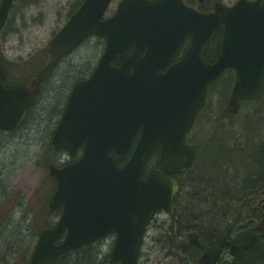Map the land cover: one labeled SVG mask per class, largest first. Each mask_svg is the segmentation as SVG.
Instances as JSON below:
<instances>
[{
	"label": "water",
	"instance_id": "obj_1",
	"mask_svg": "<svg viewBox=\"0 0 264 264\" xmlns=\"http://www.w3.org/2000/svg\"><path fill=\"white\" fill-rule=\"evenodd\" d=\"M110 1L83 0L49 40L50 60L37 72L33 88L3 82L6 71L0 60V129L12 130L24 119L40 81L65 54L91 34L105 39L92 74L74 84L50 140L54 149L69 154L84 145L77 160L50 166L56 188L49 207L61 204L62 212L54 227L41 230L32 264H51L109 231L116 233L111 260L136 264L139 238L151 213L172 211L179 185L170 174L189 167L196 155L185 134L207 94L227 71L235 76L228 98L231 111L241 102L258 100L264 91V0L232 5L216 1L207 12L183 0H119L112 15L104 18ZM12 2L0 0V29ZM219 27V52L207 62L202 49ZM187 34L190 44L183 57L162 71ZM138 129L130 157L118 165L111 152L124 153ZM153 146L159 148L162 169H151L143 177ZM63 229L64 238L56 244ZM250 235L243 233L231 245L230 264H252L264 255V242L253 246L251 239L257 235ZM189 243L198 244L196 234L189 235ZM225 244L222 233L197 264H214Z\"/></svg>",
	"mask_w": 264,
	"mask_h": 264
},
{
	"label": "rangeland",
	"instance_id": "obj_2",
	"mask_svg": "<svg viewBox=\"0 0 264 264\" xmlns=\"http://www.w3.org/2000/svg\"><path fill=\"white\" fill-rule=\"evenodd\" d=\"M117 1H112L107 14L113 12ZM186 1L195 7L205 8L216 0H205L203 3L197 0ZM219 1L232 4L236 0ZM78 2L77 0H36L25 7L21 2H17L16 6L11 9L0 33V49L3 56L8 59L24 60L38 52L48 42L52 31L58 29L67 19L71 5L78 4ZM102 50L103 40L92 36L63 58L47 79L28 119L21 128L10 134L0 133V212L2 213L0 216V264H26V260L32 253L37 239V226H41L40 223L43 222V220L36 221L35 211L42 206L43 202L46 204L49 196L46 187L50 179H48L47 167L42 163L45 157L42 149L45 138L55 121L49 114L50 109L60 96L66 95L74 74L79 70H85L84 64L88 61L90 66L94 65ZM34 58L37 59L38 56ZM228 92V86L218 87L210 97V103L196 127L197 133L202 137L199 146V154L202 153V155L198 157L201 167L208 165L210 167L212 162L217 161L213 153L218 144L221 145H219L220 152L227 161L234 157L231 149L237 145L242 144L241 147L246 148L248 154L252 155L254 151L252 145L243 143L245 131L248 132L252 123H249L248 130H245L242 119L248 112L249 116H253L256 120L258 116L261 117L259 119L261 124L264 121V99L256 107L247 106L235 115H226L219 119L222 115V98L226 97ZM260 124L259 128L257 126L253 130L255 131L254 136L250 137L249 141L253 144H257L258 132L262 133L261 130L264 129V123ZM210 137H212L211 140ZM77 156L76 152L71 158H77ZM197 164L196 159L190 170L179 176L181 181L185 182V186L176 196L177 203L187 197L191 191L189 199L197 202L199 196L194 195L193 192L196 193L203 188L195 184V175L198 173ZM242 178L238 177L235 183H241ZM42 186L44 189L38 191ZM236 190L234 188V191ZM204 207L203 205L202 208ZM176 208H178L177 204ZM179 211L181 215L184 213L182 206L179 207ZM56 217V212L49 214L51 222ZM167 217L164 212L158 213L154 217L156 220L146 228L141 244L139 264H188L172 252L174 249L170 247L165 238L166 231L170 229L167 225V220H169ZM186 217L182 215L179 226L184 227L183 218ZM47 219L45 218V221ZM114 237L113 233H109L93 244L92 251L96 254L93 264H111L109 259Z\"/></svg>",
	"mask_w": 264,
	"mask_h": 264
},
{
	"label": "trees",
	"instance_id": "obj_3",
	"mask_svg": "<svg viewBox=\"0 0 264 264\" xmlns=\"http://www.w3.org/2000/svg\"><path fill=\"white\" fill-rule=\"evenodd\" d=\"M77 1H79L78 4L75 3L71 5L70 13L74 11L75 7H77V5H79L82 0H77ZM17 2H21L23 4V7H25L27 6L28 3L36 2V0H14L13 8L16 6ZM55 31L56 30H53L52 34ZM220 37H221L220 29L216 30L212 34V36L206 43L204 51H203V55L205 58L211 59L217 54L219 50ZM35 56H38V58L35 59L34 58ZM1 59L7 71L6 82H21L26 85L33 84L34 79H35V73L49 59L48 47L45 44L44 46L41 47V49L38 52L33 53V55H31L30 57L24 60L23 59H19V60L8 59L4 57L3 54L1 56ZM89 63L90 62L88 61L84 64L87 71H89V69L91 68ZM81 72L82 71L80 70L76 72V74H74V77L80 76ZM85 72L86 71H84L83 74H85ZM232 82H233L232 73H227L225 77L221 80L220 86L221 85L226 86V87L228 86V89H230ZM60 98H58L55 105L52 106V108L50 109L51 113L48 112L50 116H52V118L55 119V122L57 121L63 109L64 96L62 95L60 96ZM257 105H254V104L245 105L244 107L245 108L247 106L256 107ZM33 107L29 108L28 110L29 113ZM221 112H222V115L219 119L226 117V115L232 116V114L228 111V108L226 106L225 96L222 98V111ZM260 118L261 117L258 116V119H257L258 122L256 118H252L251 120H249V122H251L253 126L249 129L250 131L249 130L248 132L245 131V135H244L245 140H243L244 141L243 143L245 145L247 144L252 145L254 148V151H252V155L248 154L247 149L242 148L241 147L242 144H240V146L237 145L234 147V149H231L232 156L234 157H232V159H228L227 161L225 157L221 154L220 152L221 150L219 148L220 144H218L217 149L215 150V153H213V156H215V159L217 161L212 162L210 167H208L209 165L201 167L198 163L197 165L198 173L195 175L194 180L196 182L195 181L194 182L195 184L199 186H203V188H200L199 191H197L196 193H193L194 195L197 194V196H199L197 197V202L193 200V202L190 203L188 207L182 206L184 209V213L182 214L183 216L186 215L187 217H191L192 215L191 211L193 210L199 211V212H196L197 214L195 215V218L197 219H194L196 222H198V224L192 226V228L190 229L196 231L197 233L202 232L205 234H207L206 231H210V232L213 231L214 228H209L205 230V227H207L206 225L212 222L210 220H212V217H214L215 210L211 212L209 208L208 210L209 212H208L207 211L208 208L206 209L202 208L203 205H207V207H209L212 199H216V201L219 200L223 204L220 207L216 208V212L218 213V214L216 213V216L220 214L221 216L223 215L227 218H233L235 220H240V224L244 223L246 216L253 217V215L256 214L257 216L258 214L257 217L259 219L260 217H262L260 216L259 208L257 212L256 202L254 200V194H252L253 191H251L249 188V183L245 181L244 178H242L241 183H237V184L235 183L238 177L241 176L239 174H242L243 172H246V171L247 172L250 171V173L251 171L252 172L254 171V166H253L254 162H256L255 164H258V171L254 172L251 176H249L250 181L256 180L258 178V182H264V129L261 130L262 133L261 132L258 133V142H256L257 144H253L251 141H249L250 137H253L255 134V131L253 130H255L257 126L259 128ZM263 123L264 121H262L261 124ZM151 151L149 153L150 155L154 152V151L152 152ZM130 152H131V148H128L123 155L117 156L118 162L120 163L125 162ZM150 155L148 159L150 158ZM43 156H45L42 159V163L44 165H47L48 163H56L60 157L59 153H56L54 151L52 152L50 148L44 149ZM199 158H198V161H199ZM148 163L146 164L148 165ZM234 188L237 190L234 191ZM43 189L44 187L42 186L41 189H38V191L43 190ZM242 193L243 194L247 193V195L249 194L248 195L249 197L246 200L247 211L244 213V216H242V219H241L240 213L238 212L239 209L236 207H237V204L240 203V201L242 200V197H243L241 195ZM261 194L264 196V187L258 190V198L260 197L259 195ZM190 195L191 193H189V196ZM44 203L45 202L42 203V206L39 209H40V214L45 218L47 215L44 211V208H46V206H44ZM1 214L2 213L0 212V216ZM262 214L264 215V205L262 208ZM223 223L226 225V227L229 226L227 224L228 219L227 221L221 222L219 224L224 225ZM190 224H194V223L192 221H189L185 223V226H188ZM215 230L216 228L214 229V231ZM213 234L214 233H212V235ZM165 238H167L170 247L173 248L174 251L180 248V244L176 241L175 236L173 234L172 226L169 231L167 230L165 234ZM199 253H200L199 249L194 247L192 252H189L186 255V257L184 258L181 257V258L185 259L186 261L194 262ZM179 254H182V252H179ZM95 256L96 254H94V251H92V245H86L82 248L76 249L75 251H71V252H68L62 255L54 262V264H93L95 260ZM256 264H264V257L259 259L258 263Z\"/></svg>",
	"mask_w": 264,
	"mask_h": 264
},
{
	"label": "bare ground",
	"instance_id": "obj_4",
	"mask_svg": "<svg viewBox=\"0 0 264 264\" xmlns=\"http://www.w3.org/2000/svg\"><path fill=\"white\" fill-rule=\"evenodd\" d=\"M258 122V121H257ZM251 126H253V124H251ZM259 133V132H258ZM257 136V135H256ZM256 162L253 163V166H254V171L250 173L249 172H243L242 174L244 176H242V174H239L241 175L240 177H243L245 179V181H247L249 183V188L252 192V194H254V199H258V201H264V196L261 194L259 195L260 197L258 198V190L259 189H262L264 187V182H258V178L256 180H252L250 181V177L254 172L258 171V164H255ZM257 167V169H256ZM195 193V192H193ZM191 194H192V191H191ZM243 197H242V200L240 201V203L237 204V207L239 209V213H240V218L242 219V215L247 211V203H246V200L247 198L249 197L247 195V193H242L241 194ZM189 195H187V197H185L183 200L180 201L181 205L184 206V207H188V205H190V203L193 202V200L189 199ZM220 202V203H219ZM215 204V205H214ZM246 204V205H245ZM221 205H223L221 203V201L217 200L216 199H212L211 200V204L209 205V207H207V205H204L205 207L203 209H207V211L209 210L210 208V211L212 212L213 210H215V213H214V217H212V221L211 223H209L208 225H206L207 227H205V230L206 229H209V228H216V232L213 231L210 232V231H206L207 234L205 233H202V232H199L198 233V244H197V249H199V252H204L206 251L212 244L213 242L216 240V238L221 235L222 233H225V239H226V244L225 245H229L233 242V240L236 238L238 232L242 229V226L240 224V220H235L233 218H227L225 216H221L220 214L218 216H216V208L220 207ZM197 211H191L192 215L191 217H186L185 219L183 218V223L185 224L186 222H189V221H192L194 224H190L188 226H185L184 227H181L182 230L186 233H188L191 229L189 228H192V226L198 224V222H196L194 219H197L195 218V215L197 214L196 213ZM209 212V211H208ZM218 214V213H217ZM186 216V215H185ZM258 216V214H257ZM256 214L253 215V217H257ZM260 216H263V214L260 212ZM188 218H190L188 220ZM228 219V227H226V225H221L219 223L221 222H225L227 221ZM188 227V228H187ZM218 228V229H217ZM203 230V228H202ZM201 230V231H202ZM212 233H214L212 235Z\"/></svg>",
	"mask_w": 264,
	"mask_h": 264
},
{
	"label": "flooded vegetation",
	"instance_id": "obj_5",
	"mask_svg": "<svg viewBox=\"0 0 264 264\" xmlns=\"http://www.w3.org/2000/svg\"><path fill=\"white\" fill-rule=\"evenodd\" d=\"M185 3L186 4H188V5H192V4H190L189 2H187V1H185ZM204 11H207V10H204ZM188 44L189 43H186V42H184V41H182V44L181 45H179L180 47H178V48H181V49H186L187 48V46H188ZM183 49V50H184ZM183 52V51H182ZM176 55H177V53H176ZM175 58V57H174ZM180 58V57H179ZM179 58H175V59H172V60H170V62H169V64H171L172 62H174V61H176V60H178ZM168 64V65H169ZM188 141L190 142V143H194V144H197V141H198V134H197V132H196V130L194 129L193 130V128H192V130L189 132V134H188ZM135 139V138H134ZM254 200H256V199H254ZM256 209H257V212H258V203H257V206H256ZM241 226L242 227H247L248 229H250L251 231H253V232H257V227H258V217H250V218H246V222H244V223H242L241 224ZM174 235H175V239H176V241H179V242H181V244H186V246H185V248L184 249H191L193 246L192 245H189L188 243H187V236H185L184 235V232H180V235H176L175 234V230H174ZM261 239H256V240H254L253 241V243L254 244H257L258 243V241H260ZM185 241H186V243H185ZM225 250L226 249H224L223 250V252H225ZM230 259V256L228 257V260Z\"/></svg>",
	"mask_w": 264,
	"mask_h": 264
}]
</instances>
